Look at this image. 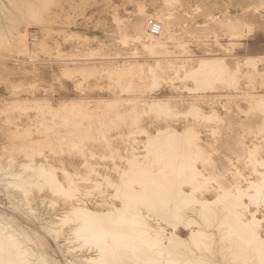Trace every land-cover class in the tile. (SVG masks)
<instances>
[{
  "label": "bare ground",
  "instance_id": "obj_1",
  "mask_svg": "<svg viewBox=\"0 0 264 264\" xmlns=\"http://www.w3.org/2000/svg\"><path fill=\"white\" fill-rule=\"evenodd\" d=\"M53 2L0 0V17L8 11L10 21L44 23L43 12ZM186 2L163 0L153 12L140 6L141 18L134 22L116 11L114 39L129 47L127 56H111L109 43L81 44L72 53L58 45L57 53L66 57L60 63L63 76H77L80 89V79L105 76L119 91L113 98L60 104L15 99L0 105V195L5 192L6 200L0 201V264H264V93L248 92V106L237 104L242 116L261 115L259 123L243 124L252 142L244 133L227 151L215 145L226 144L222 128L235 96L228 89L239 90L244 69L263 70L264 57L241 62L229 48L197 54L183 32L193 35L207 23L196 21L194 29L181 24ZM253 3L255 11L264 10V0ZM150 17L162 24L158 34L150 30ZM208 20L225 25L233 39L251 26L236 15L225 24L214 16ZM21 35L27 46L26 32ZM74 35L86 43L92 39ZM168 83L177 94L155 92ZM29 108L36 114H26L24 121ZM176 118L188 124L180 130ZM74 149L84 156V170L71 164V171L51 159V153ZM109 160L113 167L103 164ZM210 184L216 197L198 196L205 189L210 194ZM92 191L100 201L85 200ZM32 226L54 242L58 259L43 248ZM182 226L188 236L179 233Z\"/></svg>",
  "mask_w": 264,
  "mask_h": 264
},
{
  "label": "rangeland",
  "instance_id": "obj_2",
  "mask_svg": "<svg viewBox=\"0 0 264 264\" xmlns=\"http://www.w3.org/2000/svg\"><path fill=\"white\" fill-rule=\"evenodd\" d=\"M6 1L8 2V0ZM53 1V5L49 8V11L46 10L43 12L44 23H42V21H38L34 24H29L28 22L19 20V17L16 21H10V19L6 16L10 15V12L8 11L5 15L0 17V105L2 106L15 99H49L50 101L60 104L61 102L70 101L79 97H88L89 99L94 100L113 98L119 91L109 85V80L105 76L98 74L92 79H89L87 82L80 79L83 81V89L76 86L77 79H79L77 76H63L60 63L66 57H63L62 53H57L58 45L62 51L72 53L73 51L77 52V49L81 44H89L92 47H99L101 43H109L110 47L106 49V51L111 53V56H127L130 51L129 47L114 39L116 36L115 34H118L117 24L114 21V13L118 11L120 14L134 22L141 18L138 15L140 6H146V8L152 12L158 11L163 7V0ZM77 3L81 6H78ZM74 5H76V7ZM252 6H254L253 0H188L184 8L181 7L182 10H180V12L185 13L187 11L188 14H190V17L186 14L184 17H187V20H184V17L181 18V24L184 25V23H189V27L194 29L196 28V21L199 23H207V26H203L200 29L195 30V34L193 35H188L183 32V35H186V40H189L190 48L197 54H203L206 50L210 52L219 51L223 54L226 52L225 48H229L230 55H234V57L238 58L241 62L245 61L246 58L250 56H255L257 58L264 57V10L255 11L251 8ZM14 15L18 16L16 12ZM235 15L242 18V20H247L251 24L246 34L238 39H233L229 36L225 25L215 22V20H208V17L211 19V17L214 16L217 20L220 19L224 22L223 24H225L228 21V18H234ZM47 16H49V19ZM52 19H54V21ZM178 28L179 31H182L180 30V27ZM24 31L28 37V40H25L27 46L21 42V33ZM74 33L81 34L82 36L89 35L92 39L86 43L82 40L83 38L75 36ZM216 40L223 44L224 47L219 48ZM39 41H42V45ZM13 43L16 44L14 45ZM19 44L22 45H20L17 49ZM8 46L9 48H7ZM121 60V58L117 59V61ZM232 62L235 61L232 60ZM261 67H264V65L261 64L260 69ZM244 71L245 73L242 75L243 79L241 78L240 80L239 90L230 91V89H228L227 91L235 96L230 103L231 111L228 112L225 117L226 123L223 124L225 126L222 128V134L226 138V144L222 148L218 142L215 143L220 151H227L231 147L233 148L236 140L240 136L244 135V133L248 143H251L253 137L251 134L246 133V131L248 132L250 130L243 126V124L253 125L259 123L261 120V115L259 113L250 115L249 117L240 115L237 104L244 108L248 106L244 96L248 92L264 93V69L260 71L251 69L249 72H246L248 71L246 68ZM180 84L181 83L178 81L175 82V86ZM25 88L27 91L24 90ZM155 92L160 93L162 97H169L170 95L177 94L176 90L171 86V83L163 84L159 90H156ZM219 108L222 110L220 105ZM26 114L27 116L30 115L33 118L36 114V110L34 108H29L28 111L22 115L24 121L26 120ZM2 116L3 115L0 116V123H3V120H1ZM49 121L51 122V117H49ZM174 121L176 122L174 123V126L180 130L185 124H188L183 120V118H176ZM34 122H36V119H34ZM146 125H149V123ZM162 125L165 124L163 123ZM149 127L151 130H154V127ZM1 134L2 132L0 131V135ZM143 137L145 138L144 134ZM113 138L116 140L119 139L116 138V136ZM50 155L51 159L57 165H59V160H62L71 171L74 170L71 164L80 170H84L82 167L83 162L85 161L84 156L77 151V149H74V151L71 152L65 151L61 155L53 153ZM96 159L101 162L98 158ZM105 163H108V166L110 167L114 166L110 160L104 162L103 164ZM239 167H242L241 163L239 164ZM134 180L136 182H140L138 177H135ZM186 189L189 190L188 187H186ZM210 189L212 191L210 194L207 193L208 191L205 189L203 192H199L198 196L204 197L201 194L206 193L208 195L206 197L215 198L217 192L213 189L211 184ZM128 190V186L123 189L126 194ZM4 194L5 192H2L0 195V201H6L2 199L5 197ZM90 199L100 201L101 196L92 191L91 197L85 196V200ZM115 202L118 207H122L123 203L120 198L118 199V197H116ZM9 205L12 204L9 203ZM262 214L263 213L260 212L259 216L262 217ZM31 229L42 243L43 248L48 251L53 258L58 259L60 256L54 242L47 237H44V235L33 226ZM261 232L264 235V226ZM179 233L183 236H188L190 232L187 228L182 226L180 227Z\"/></svg>",
  "mask_w": 264,
  "mask_h": 264
},
{
  "label": "built area",
  "instance_id": "obj_3",
  "mask_svg": "<svg viewBox=\"0 0 264 264\" xmlns=\"http://www.w3.org/2000/svg\"><path fill=\"white\" fill-rule=\"evenodd\" d=\"M148 23L153 34H158L162 30V24L156 18L150 17Z\"/></svg>",
  "mask_w": 264,
  "mask_h": 264
}]
</instances>
